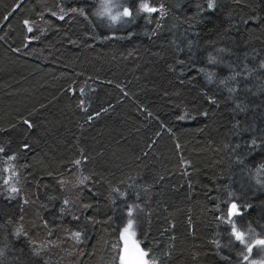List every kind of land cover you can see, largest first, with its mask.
I'll use <instances>...</instances> for the list:
<instances>
[{"label": "trees", "instance_id": "trees-1", "mask_svg": "<svg viewBox=\"0 0 264 264\" xmlns=\"http://www.w3.org/2000/svg\"><path fill=\"white\" fill-rule=\"evenodd\" d=\"M99 6L0 0V264H119L137 206L150 262L246 264L222 217L264 238V0Z\"/></svg>", "mask_w": 264, "mask_h": 264}, {"label": "snow or ice", "instance_id": "snow-or-ice-1", "mask_svg": "<svg viewBox=\"0 0 264 264\" xmlns=\"http://www.w3.org/2000/svg\"><path fill=\"white\" fill-rule=\"evenodd\" d=\"M126 4L127 0H100L99 9L95 14L100 17H107L113 22L119 20L128 23L130 21H126L124 18L131 17L132 10L126 6ZM16 7H19V5ZM207 7L212 9L214 5L213 3H209ZM13 11H15V8ZM158 11L159 9L149 6L147 3H141L137 13L146 12L151 14ZM11 14L12 13L10 12L9 15ZM53 15H55V13H53ZM59 18L63 19L64 17L60 16ZM4 19L7 20V17H4ZM24 24L27 32L31 33L33 28L29 25V22L26 20L24 21ZM221 82L223 83V81ZM81 103L83 104V102ZM24 123L31 127V124H29L27 120H25ZM253 143H255V140H253ZM24 148H28V145H24ZM3 151V148H0V152ZM75 163L79 165L80 161H76ZM4 183L8 184V180H4ZM11 192H18V189L12 187ZM65 203L67 204L68 202L65 201ZM134 211H138V206L136 209H128L127 222L123 226L120 233V241H122V243L119 245V254L117 259L119 264H154V262H150L149 251L141 247V240L137 237V217L134 216ZM240 215H242L240 207H238L237 203L233 202L230 207L227 208L226 215L222 217V222L231 226L230 237L232 240L230 242H238L242 246L239 253L242 261L247 262V264H264V238H254L255 233L251 230V234L246 237L245 231L238 229L236 221L233 219L234 217ZM80 236L81 233L79 231L72 233V238L77 241L80 239ZM254 249H257L258 254L260 255L259 260L252 257Z\"/></svg>", "mask_w": 264, "mask_h": 264}, {"label": "rangeland", "instance_id": "rangeland-1", "mask_svg": "<svg viewBox=\"0 0 264 264\" xmlns=\"http://www.w3.org/2000/svg\"><path fill=\"white\" fill-rule=\"evenodd\" d=\"M256 260H259L260 259V255L257 253L256 257H255ZM247 264V262H246Z\"/></svg>", "mask_w": 264, "mask_h": 264}]
</instances>
